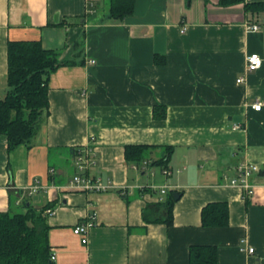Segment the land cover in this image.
Instances as JSON below:
<instances>
[{"label":"crops","instance_id":"obj_1","mask_svg":"<svg viewBox=\"0 0 264 264\" xmlns=\"http://www.w3.org/2000/svg\"><path fill=\"white\" fill-rule=\"evenodd\" d=\"M109 8L110 0H0V97L9 41H39L70 63L49 76L31 145L8 152L0 135V212L22 200L49 206L55 264H190L195 245L216 247V264H264V0H134L123 18ZM251 54L262 64L248 72ZM130 145L145 146L138 165L125 159ZM81 147L93 151L88 176L107 190L71 188ZM167 147L165 167L153 164ZM241 163L259 168L249 193L231 183ZM174 192L168 226L156 203ZM212 202L227 204V226H202ZM144 209L159 221H145ZM81 223L86 243L73 233Z\"/></svg>","mask_w":264,"mask_h":264},{"label":"trees","instance_id":"obj_2","mask_svg":"<svg viewBox=\"0 0 264 264\" xmlns=\"http://www.w3.org/2000/svg\"><path fill=\"white\" fill-rule=\"evenodd\" d=\"M221 3H239L245 0H220ZM134 0H110L109 17L123 18L133 11ZM245 3L247 10L251 9ZM59 52L43 49L39 41H9L7 44V86L0 97V135L7 141V151L20 145L30 146L39 132L48 111V80L52 72L70 64L59 59ZM154 116H165L162 107L154 109ZM164 160L154 162L165 167L170 147L166 148ZM145 146L130 145L125 148V159L140 164L145 158ZM75 154V151L73 152ZM22 200L16 210L0 212V264H55L48 242L49 226L44 214L46 206L39 210ZM172 193L156 206H163L166 217L160 221L170 226L173 223ZM24 209V210H23ZM203 227H224L228 224V207L225 202H212L201 209ZM147 222L151 220L147 209L143 211ZM190 264H216L217 249L214 246H191Z\"/></svg>","mask_w":264,"mask_h":264},{"label":"built area","instance_id":"obj_3","mask_svg":"<svg viewBox=\"0 0 264 264\" xmlns=\"http://www.w3.org/2000/svg\"><path fill=\"white\" fill-rule=\"evenodd\" d=\"M91 4L94 0H88ZM247 28L249 30L256 31L259 29L258 25H247ZM262 64V59L258 54H251L247 56L246 59V70L248 72L254 71L258 69ZM244 78L239 77L237 78V82H243ZM252 108L256 111H259L261 108L260 103H254L252 105ZM241 128L240 125H234V129ZM94 162L93 157V151L89 147H81L75 151L74 156V166L77 170V173L72 177L70 180V186L73 189L81 190V191H94V192H101L105 191L109 188L108 184H103L99 181V179H93L88 176L87 174V168L89 165H91ZM259 171V168L256 165L249 164V163H241L237 167V179L232 180V184H236L240 186L243 190L247 191L249 193L251 186L248 184L247 179L248 177ZM164 174L169 175L170 171L164 170ZM40 186L38 184V181H35V183L29 187L28 189V195H32L34 193H37ZM161 194L165 193L164 189H161ZM52 209H45L44 214L45 215H52L53 214ZM89 224L87 223H81L79 225H76L73 229V233L76 235H79L81 237V242L86 243L87 242V232H88ZM253 248L248 247V252L253 253ZM53 255L51 256V259L53 260Z\"/></svg>","mask_w":264,"mask_h":264},{"label":"water","instance_id":"obj_4","mask_svg":"<svg viewBox=\"0 0 264 264\" xmlns=\"http://www.w3.org/2000/svg\"><path fill=\"white\" fill-rule=\"evenodd\" d=\"M172 196H173L174 200H177V199L179 198V193L174 192V193L172 194Z\"/></svg>","mask_w":264,"mask_h":264}]
</instances>
